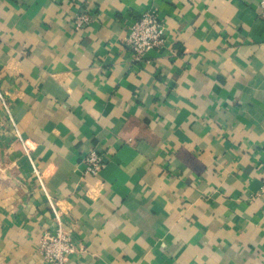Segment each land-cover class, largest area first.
I'll return each mask as SVG.
<instances>
[{"label": "crops", "instance_id": "0c3cea01", "mask_svg": "<svg viewBox=\"0 0 264 264\" xmlns=\"http://www.w3.org/2000/svg\"><path fill=\"white\" fill-rule=\"evenodd\" d=\"M261 1L0 0V86L81 249L66 264H264ZM147 10L169 39L137 63ZM53 228L0 103V264H46Z\"/></svg>", "mask_w": 264, "mask_h": 264}, {"label": "built area", "instance_id": "2783aa9c", "mask_svg": "<svg viewBox=\"0 0 264 264\" xmlns=\"http://www.w3.org/2000/svg\"><path fill=\"white\" fill-rule=\"evenodd\" d=\"M260 6L264 14V0ZM91 17L88 13H81L75 19L77 29H81L90 23ZM169 36L163 20L156 11L147 10L132 24L130 34L126 39L135 62H142L148 52L156 49H164ZM0 103L5 110L8 121L13 127L15 136L21 142L24 153L32 167L33 174L46 198L48 207L52 214L53 230L44 231L39 241V253L46 264H66L69 257L77 254L81 249L76 246L72 238V230L66 225V212L58 204L57 200L48 191L45 176L33 157V144L25 139L19 129L14 117L8 97L0 86ZM83 163L85 171L92 176H98L104 168L106 161L97 151L88 152Z\"/></svg>", "mask_w": 264, "mask_h": 264}]
</instances>
